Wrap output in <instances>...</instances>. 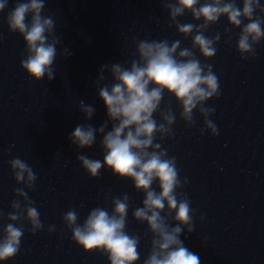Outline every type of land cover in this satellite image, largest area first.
Segmentation results:
<instances>
[{
  "label": "water",
  "instance_id": "water-1",
  "mask_svg": "<svg viewBox=\"0 0 264 264\" xmlns=\"http://www.w3.org/2000/svg\"><path fill=\"white\" fill-rule=\"evenodd\" d=\"M16 2L9 0L8 9L0 13L4 37L0 41V210L5 215L10 212V203L16 199L14 189L23 187L16 184L8 164L19 157L37 174L35 190L28 194L45 227L32 235L25 222L20 252L5 264H108L105 256L85 253L72 241L62 216L75 208L78 222L83 223L97 206L111 211L110 201H104L109 189L112 197L125 193L130 197L127 230L142 237L138 264H143L151 234L146 224L135 221L132 212L142 206L144 194L110 170L102 169L93 179L81 168L78 154L103 160V134L97 135L91 148L81 150L68 137L77 125L90 123L99 128L107 119L94 81L102 65L135 58L134 36L179 39L182 47H191V37L185 39L174 26L168 28V13L159 0H45L42 15L53 17L62 43L57 45L55 78L35 81L20 67L25 56L23 38L9 33L4 19ZM237 4L242 7L241 0ZM179 19L181 23L202 22L193 21L190 13ZM225 27H229L226 17H221L206 33L222 34L216 56L209 61L200 57L213 64L220 79V97L206 102L216 109L211 119L219 135L200 134L203 118L198 112L196 126L187 128L174 97L165 93L161 108L170 104L177 121L175 138L161 143L169 156L177 158L181 178H188L183 191L196 210V231L189 234L185 229L181 235L184 245L199 255L201 264H264V41L257 46L255 59L243 60L236 50L239 29H233L231 44H225ZM63 48L72 54L61 56ZM105 76L104 83H111L110 74ZM80 100L95 108L89 121L79 110ZM155 118L159 120L158 113ZM111 127L109 123L106 131ZM7 223V219L0 220V226ZM52 224L56 231L49 234L47 228Z\"/></svg>",
  "mask_w": 264,
  "mask_h": 264
},
{
  "label": "clouds",
  "instance_id": "clouds-1",
  "mask_svg": "<svg viewBox=\"0 0 264 264\" xmlns=\"http://www.w3.org/2000/svg\"><path fill=\"white\" fill-rule=\"evenodd\" d=\"M159 2L168 13V28L174 26L180 36L191 37V47H182L179 39H137L134 36L131 43L135 47V58L102 65L94 81L106 107L107 119L99 128L90 123L77 125L68 139L81 150L91 148L97 135L103 134L100 142L103 160L78 154L76 159L81 168L93 179L100 176L102 169L110 170L113 176L131 181L137 193L144 194L142 206L132 212L135 221L146 224L147 233L151 234L150 249L143 264H201L199 255L181 240L185 229L189 234L196 231V210L183 191L188 178H181L177 158L169 156L168 150L162 147V141L175 138L173 126L177 115L170 104L164 108L161 104L167 93L179 105V118L187 128L196 126L195 113L198 112L203 118L200 134L208 132L213 137L218 136V127L211 119L216 109L206 106V102L220 97V79L213 71V64L202 62L200 57L209 61L216 56L222 34L216 32L208 36L206 33L221 17H226L229 27L223 32L227 37L224 43L231 44L233 29H239L235 34L238 54L243 60L255 59L257 46L264 41V3L241 0L240 7L237 0ZM8 5L9 0H0V13H4ZM44 9L45 0H17L4 18L9 33H18L23 38L25 56L20 67L35 81L55 78L53 65L57 45L62 43L55 32V20L51 15H42ZM185 13H190L193 21L202 22L181 23L179 18ZM3 38L0 33V41ZM71 54L67 48L60 52L64 57ZM106 72L111 76V83H104ZM79 110L86 121L95 114L94 106L83 100L79 102ZM157 113L159 120L155 118ZM109 123L111 130L106 131ZM8 164L16 184L23 187L14 189L16 199L10 203L11 211L5 215L0 210V220L9 221L0 226V264L19 254L25 222L32 235L45 227L28 194L35 190L37 174L19 157L9 160ZM110 193L111 189L104 201L106 204L110 201L111 211L97 206L79 223V213L70 208L62 216L63 223L71 231L72 241L85 253H99L107 258L108 264H138L142 237L127 230L130 197L127 193L112 197ZM205 219L202 214L200 221ZM170 221H174L175 226ZM47 231L55 232V224L49 225ZM206 240L202 241L203 245Z\"/></svg>",
  "mask_w": 264,
  "mask_h": 264
}]
</instances>
